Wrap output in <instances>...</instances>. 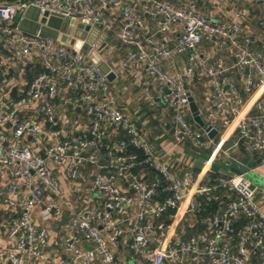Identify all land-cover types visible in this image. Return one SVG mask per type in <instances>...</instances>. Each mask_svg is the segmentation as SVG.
Segmentation results:
<instances>
[{
	"label": "built area",
	"instance_id": "1",
	"mask_svg": "<svg viewBox=\"0 0 264 264\" xmlns=\"http://www.w3.org/2000/svg\"><path fill=\"white\" fill-rule=\"evenodd\" d=\"M197 2L0 1V264H122L115 252L126 241L136 264H264V214L254 202L255 188L244 174L219 176L211 184L202 181L225 152V140L212 149L205 129L187 122L190 94L183 82L205 64L198 50L204 39L226 42L234 66L254 71L255 77L246 76V94L264 85V58L242 44L241 12L216 22L198 11ZM143 16L154 21L157 32L181 28L173 50L158 43L154 33L147 36V48L130 59L137 57L148 77L168 89L161 101L146 96L151 105L172 109L174 144L191 141L210 150L204 171L195 176H177L153 152L147 132L116 107L107 73L89 59L101 44L90 38L92 30L133 44L138 31L146 28ZM44 17L61 18L56 38L46 34L53 27L41 23ZM64 22L67 33L61 31ZM25 23L33 26L24 28ZM73 28L83 36H73ZM63 35L66 42L60 40ZM174 54H186L187 65L170 76L161 63L171 62ZM224 72L221 63L206 69L212 91L205 128L217 131L215 121L226 128L237 118L239 138L264 153V97L256 104V114L241 117L243 99L222 77ZM61 174L85 191L76 194L75 188L68 198L58 181ZM217 189L228 194L224 208L205 216L203 232L185 238L170 235L167 220L174 221L179 213L199 214L204 204L213 202ZM36 207L42 222L57 220L69 209L65 258L48 255L46 231L33 220ZM241 217L244 222L237 229Z\"/></svg>",
	"mask_w": 264,
	"mask_h": 264
},
{
	"label": "crops",
	"instance_id": "2",
	"mask_svg": "<svg viewBox=\"0 0 264 264\" xmlns=\"http://www.w3.org/2000/svg\"><path fill=\"white\" fill-rule=\"evenodd\" d=\"M197 9L202 15L216 22L228 21L232 18L233 12H241L244 15L241 42L249 49L259 52L264 58V6L261 0H198ZM143 18L146 28L138 31L136 42L133 44L120 43L113 34L103 33L97 29L92 30L89 36L90 38L95 37L101 44H105L101 51V54L106 52L105 57L102 56V62H106L105 65L109 72L114 74L112 81H108L109 90L115 99L116 107L128 117L137 129L147 132L153 152L161 156L177 176L183 177L189 172H193L195 176L197 173L204 171L203 167L201 169L195 167L197 158L206 159L210 154V150L207 154L206 150L196 148L191 141L183 145L174 144L173 132L176 123L172 109L163 103L158 106L151 105L150 99L146 96V93H149L152 98L161 101V97L167 94L168 89L156 78L148 77L144 64L137 57L130 59V54H137L140 50L147 48V36L154 33V39L158 43H165L169 50H173L181 28L174 25L167 32H157L154 21L148 16H143ZM25 26L31 29L33 25L25 23ZM68 28L67 25L65 30H62L61 27V31L67 33ZM71 34L81 36V32L77 28H73ZM198 50L204 54L205 64L194 77H185L183 82L190 96H192L205 125L201 128L194 121L188 107L185 111V119L191 127L196 130L205 129V116L209 110L212 91L205 72L208 68L216 67L218 63H221L225 68L222 77L227 84L233 85L236 96L243 99L239 115L242 117L256 114L258 111L256 104L260 98L264 97V85L254 87L250 94H246L243 90L246 76L251 74L255 77L254 71L249 69L240 71L234 66L233 50L226 42L216 44L213 40L204 39L198 45ZM123 64H125V67ZM186 65V54H174L171 62L163 61L161 63L162 69L170 76L181 73ZM226 90L228 89L226 88ZM236 120L237 118L226 128L221 126L219 120L214 122L217 134L214 138L207 136V139L211 142V148L213 149L221 140H225V146L231 142V146L228 149L224 147L225 152L219 154L215 162L218 170L216 172L211 170L206 172L205 170L206 173L202 181L211 184L219 176L239 175L234 171L229 175L230 168L242 171L246 180L254 186L258 193L260 192L263 195L262 200L258 201V206L264 214V153L254 150L248 139L239 138L236 130ZM164 123H166L165 127H163ZM58 181L64 193L70 199V193L74 192L75 188H77L76 191H79L76 194L82 193L86 189V187H79L78 182L66 180L62 174L58 176ZM213 193L214 200L211 209L213 204L215 209L211 212L217 214L223 210L228 194L219 189ZM198 200L202 201V198H198ZM68 203L69 208H72L73 202L70 200ZM34 211V222L46 231V251L48 255L55 259L65 258L63 241L69 234V209L65 208L60 218L50 222H42L39 219L37 207ZM205 213L204 211L199 214L183 215L179 213L174 221L167 220L168 225L171 227L170 235H174L176 238H185L203 232L205 230L203 220L207 215ZM243 222L244 218L241 217L236 224V228L238 229ZM115 253L122 264H136L129 258L128 241L120 242Z\"/></svg>",
	"mask_w": 264,
	"mask_h": 264
},
{
	"label": "water",
	"instance_id": "3",
	"mask_svg": "<svg viewBox=\"0 0 264 264\" xmlns=\"http://www.w3.org/2000/svg\"><path fill=\"white\" fill-rule=\"evenodd\" d=\"M0 1H5V0H0ZM46 16V14H45ZM47 21V24L50 26V27H53V29H45V32L46 34H48L49 36L53 37V38H56L57 35H58V32H57V29H59L60 25L62 24V20L61 18H55V17H51L49 18V20H46V18H42L41 19V23L42 24H45ZM24 28L25 25H23ZM78 29H84L85 31H88L90 28L87 26V27H83L82 25H78L77 27ZM83 35H81L80 37H82ZM60 40L61 42H66L67 41V37L65 35L61 36L60 37ZM70 43L72 44L73 42L70 41ZM105 44H100L96 51H92L90 54H89V59L90 61L93 63V64H96L99 66V68L102 70V72H105L107 73V79L109 81H112L113 77H114V74L112 72H109L107 66L105 65V63L102 62V58L100 57V55L98 54V52L102 51V49L104 48ZM171 48V47H169ZM188 101H189V110L190 112L192 113V116H193V119L194 121L201 127L203 128L204 127V122L203 120L201 119L200 115H199V112H198V109H197V106L192 98V96L189 95L188 97ZM205 131L207 132V136L209 138H214V136L217 134L216 131L214 130H210V127H206L205 128ZM231 146V142H229L228 144H226L225 146V149H228L229 147ZM195 157V156H194ZM203 162H204V159L203 158H197L196 162H195V167L197 169H201L203 167ZM212 172H216L218 170V166H216L215 164H213V166L211 167L210 169ZM234 171L236 172L237 174L241 175L243 174L242 171L240 170H237L235 168H230L229 170V175H231V172Z\"/></svg>",
	"mask_w": 264,
	"mask_h": 264
},
{
	"label": "rangeland",
	"instance_id": "4",
	"mask_svg": "<svg viewBox=\"0 0 264 264\" xmlns=\"http://www.w3.org/2000/svg\"><path fill=\"white\" fill-rule=\"evenodd\" d=\"M65 27H66V22H64L63 23V26H62V30H65ZM105 55H106V52H104L103 54H101V56H104L105 57ZM105 62V61H104ZM106 63V62H105ZM207 152V154H209V151H206ZM221 164V163H220ZM252 186V188H254V186L253 185H251ZM262 197H263V195L259 192H257V190H255V196H254V202L258 205V201L259 200H262Z\"/></svg>",
	"mask_w": 264,
	"mask_h": 264
},
{
	"label": "trees",
	"instance_id": "5",
	"mask_svg": "<svg viewBox=\"0 0 264 264\" xmlns=\"http://www.w3.org/2000/svg\"><path fill=\"white\" fill-rule=\"evenodd\" d=\"M214 176H215V175H214ZM214 176H213V177H214ZM211 204H212V203H211ZM211 204H207V205L204 204V208H202V211L206 212L205 214H207V215L212 214L211 211H213V209H215V205H214V204L212 205L213 208L211 209ZM202 211H201V212H202ZM201 212H200V213H201ZM213 214H214V213H213ZM207 215H206V216H207Z\"/></svg>",
	"mask_w": 264,
	"mask_h": 264
}]
</instances>
